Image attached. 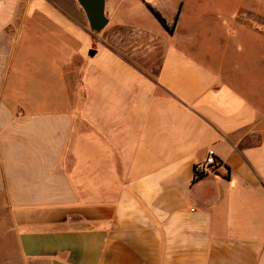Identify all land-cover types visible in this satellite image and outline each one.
<instances>
[{"label": "crops", "instance_id": "crops-1", "mask_svg": "<svg viewBox=\"0 0 264 264\" xmlns=\"http://www.w3.org/2000/svg\"><path fill=\"white\" fill-rule=\"evenodd\" d=\"M105 1L0 0V264H264V0Z\"/></svg>", "mask_w": 264, "mask_h": 264}, {"label": "water", "instance_id": "water-1", "mask_svg": "<svg viewBox=\"0 0 264 264\" xmlns=\"http://www.w3.org/2000/svg\"><path fill=\"white\" fill-rule=\"evenodd\" d=\"M83 7L93 32H101L108 24L105 0H77Z\"/></svg>", "mask_w": 264, "mask_h": 264}, {"label": "built area", "instance_id": "built-area-1", "mask_svg": "<svg viewBox=\"0 0 264 264\" xmlns=\"http://www.w3.org/2000/svg\"><path fill=\"white\" fill-rule=\"evenodd\" d=\"M217 164V158L215 156L214 150H209L208 156L204 163H199L195 166L196 177L204 176L213 170L214 166Z\"/></svg>", "mask_w": 264, "mask_h": 264}, {"label": "trees", "instance_id": "trees-1", "mask_svg": "<svg viewBox=\"0 0 264 264\" xmlns=\"http://www.w3.org/2000/svg\"><path fill=\"white\" fill-rule=\"evenodd\" d=\"M153 12L155 13V15L158 17V19L161 21V23L170 31L172 32V29L167 25L165 19L157 12L155 11L152 7H150ZM202 177V176H201Z\"/></svg>", "mask_w": 264, "mask_h": 264}, {"label": "rangeland", "instance_id": "rangeland-1", "mask_svg": "<svg viewBox=\"0 0 264 264\" xmlns=\"http://www.w3.org/2000/svg\"><path fill=\"white\" fill-rule=\"evenodd\" d=\"M145 27V26H144Z\"/></svg>", "mask_w": 264, "mask_h": 264}]
</instances>
